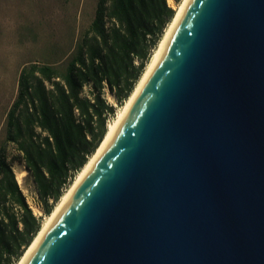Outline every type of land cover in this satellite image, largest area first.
I'll list each match as a JSON object with an SVG mask.
<instances>
[{
	"label": "water",
	"instance_id": "water-1",
	"mask_svg": "<svg viewBox=\"0 0 264 264\" xmlns=\"http://www.w3.org/2000/svg\"><path fill=\"white\" fill-rule=\"evenodd\" d=\"M24 264H264V0H188Z\"/></svg>",
	"mask_w": 264,
	"mask_h": 264
},
{
	"label": "trees",
	"instance_id": "trees-1",
	"mask_svg": "<svg viewBox=\"0 0 264 264\" xmlns=\"http://www.w3.org/2000/svg\"><path fill=\"white\" fill-rule=\"evenodd\" d=\"M179 2L180 0H174ZM175 13L168 0H97L90 26L64 64L31 62L6 114L14 146L49 214L102 140ZM0 150V264H15L41 226Z\"/></svg>",
	"mask_w": 264,
	"mask_h": 264
},
{
	"label": "rangeland",
	"instance_id": "rangeland-1",
	"mask_svg": "<svg viewBox=\"0 0 264 264\" xmlns=\"http://www.w3.org/2000/svg\"><path fill=\"white\" fill-rule=\"evenodd\" d=\"M179 2L168 0L173 9ZM96 4L97 0H0V150L5 147L6 159L41 222L47 214L32 177L16 158L14 146L5 144L6 114L17 94L21 68L31 62L64 65L75 53L80 35L90 26ZM105 97L115 107V117L122 105L108 92ZM114 117H109L108 122ZM22 170H26L25 176Z\"/></svg>",
	"mask_w": 264,
	"mask_h": 264
},
{
	"label": "bare ground",
	"instance_id": "bare-ground-1",
	"mask_svg": "<svg viewBox=\"0 0 264 264\" xmlns=\"http://www.w3.org/2000/svg\"><path fill=\"white\" fill-rule=\"evenodd\" d=\"M188 0H181L179 4L175 8V13L168 24V26L165 28V31L159 40L155 50L153 51L149 61L147 62L144 71L142 72L140 78L135 83L133 90L129 94V96L126 98L122 106L117 111L116 116L111 120V122L107 125L106 132L100 141L99 145L95 149V151L89 156L88 160L84 164V166L78 171L75 178L71 182L70 186L66 189V191L61 195L58 202L55 204L53 209L49 214H47L44 218V220L41 223L40 229L38 230L37 234L33 238L32 242L29 244V246L24 251V254L21 256L17 264H24L34 247L36 246L37 242L39 241L42 234L45 232L47 227L50 225L54 217L57 215V213L60 211L62 206L65 204V202L68 200V198L72 195V193L75 191V189L78 187L82 179L85 177L97 157L100 155L104 147L106 146L107 142L109 141L110 137L116 130L117 126L121 122L122 118L126 114L127 110L129 109L130 105L132 104L134 98L136 97L137 93L139 92L140 88L146 81L147 77L149 76L150 72L152 71L153 67L155 66L156 62L158 61L159 57L161 56L169 38L170 35L177 24L182 11L184 10V7L186 5ZM26 170H22L21 175L25 176Z\"/></svg>",
	"mask_w": 264,
	"mask_h": 264
}]
</instances>
